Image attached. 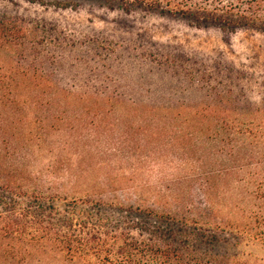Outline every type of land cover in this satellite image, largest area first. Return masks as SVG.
Returning a JSON list of instances; mask_svg holds the SVG:
<instances>
[{
  "label": "trees",
  "instance_id": "1",
  "mask_svg": "<svg viewBox=\"0 0 264 264\" xmlns=\"http://www.w3.org/2000/svg\"><path fill=\"white\" fill-rule=\"evenodd\" d=\"M97 1L264 32V0ZM78 45L0 16V264H264V96L79 94L91 82L62 77ZM65 173L75 196L53 179Z\"/></svg>",
  "mask_w": 264,
  "mask_h": 264
},
{
  "label": "rangeland",
  "instance_id": "2",
  "mask_svg": "<svg viewBox=\"0 0 264 264\" xmlns=\"http://www.w3.org/2000/svg\"><path fill=\"white\" fill-rule=\"evenodd\" d=\"M54 1L0 0V16L47 25L54 33L83 44L67 52L68 66L62 76L91 82L84 87L79 84L76 93H123L129 103L135 99L152 103L160 93H177L176 98L193 103L202 93H209L210 100L216 93H252L254 101L264 96V32L197 27L183 18L142 10L128 13L97 0L68 8ZM97 50L107 55L95 56ZM79 53L83 58L76 62ZM185 93L197 94L185 97ZM163 96L161 101L169 97ZM50 158L37 159L35 170L45 168ZM124 167L119 171L129 173L128 165ZM106 171H93L89 180L102 178ZM68 178L67 173L53 176L60 183ZM65 187L69 197L75 196L71 184ZM116 193L122 203L136 204L129 191ZM112 195L104 197L108 200Z\"/></svg>",
  "mask_w": 264,
  "mask_h": 264
}]
</instances>
